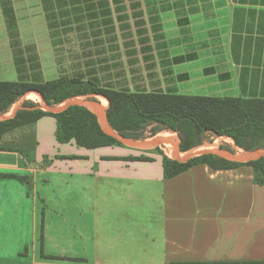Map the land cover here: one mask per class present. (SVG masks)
<instances>
[{
	"label": "crops",
	"instance_id": "0c3cea01",
	"mask_svg": "<svg viewBox=\"0 0 264 264\" xmlns=\"http://www.w3.org/2000/svg\"><path fill=\"white\" fill-rule=\"evenodd\" d=\"M61 79L128 93L264 99V0H0V81ZM34 96L32 109H89L120 144H60L50 116L5 134L0 173L24 180L0 178V264H264V186L252 168L199 165L165 179L164 157H189L120 136L103 96L52 106ZM213 140L226 143L210 152L224 159L264 157L229 137ZM132 157L151 160H124Z\"/></svg>",
	"mask_w": 264,
	"mask_h": 264
},
{
	"label": "trees",
	"instance_id": "16d2710c",
	"mask_svg": "<svg viewBox=\"0 0 264 264\" xmlns=\"http://www.w3.org/2000/svg\"><path fill=\"white\" fill-rule=\"evenodd\" d=\"M29 94L38 98L40 95L43 102L49 106L62 104L76 97L103 96L108 101V122L120 136L140 140L149 128L151 136H156L162 131L178 133L182 153L201 147L212 136L229 137L237 148L244 151L264 150V99L128 93L99 88L78 79L45 83L0 81V114L8 112L14 104ZM34 107V104H25L13 118L0 121V139L8 132L50 116L56 120V138L60 144L74 141L78 146L89 150L120 144L117 139L104 132L98 117L83 106L71 105L59 113L32 109ZM56 159L78 158L56 156ZM127 159L151 160L146 157L124 160ZM51 163L52 160L45 158L41 166L46 168ZM199 165H206L214 171L235 170L248 166L253 169L254 183L264 186V157L245 163L230 161L212 153L194 156L186 161L164 157V177L175 178ZM0 178L24 180V177L12 173H0ZM41 238L43 243V230ZM42 256L51 260H83L45 256L43 251Z\"/></svg>",
	"mask_w": 264,
	"mask_h": 264
},
{
	"label": "rangeland",
	"instance_id": "374dc122",
	"mask_svg": "<svg viewBox=\"0 0 264 264\" xmlns=\"http://www.w3.org/2000/svg\"><path fill=\"white\" fill-rule=\"evenodd\" d=\"M143 2H161L162 0H141ZM6 82H12V81H6ZM32 94H36V93H32ZM31 94L25 96L24 98H22L21 100L19 101H23L22 105H20V108L23 107V105L25 104H35V102H33L34 100V97L35 96H32L31 95V98L29 99H26V97L30 96ZM178 139L180 140V136L178 133L174 134L173 135V132H170V131H162L161 133H159V135H156V136H151V128L147 129L144 133V138L142 140H149V141H156L157 143H167V145L170 143V144H174L178 142ZM211 141H214L210 138H208V140L201 146V147H198V148H195V149H192L190 151H188L187 153H182V152H178L175 154V152H173L168 146L166 147V145H163V148L166 149V151L169 153V155H172V158H180V159H186V158H191V157H194V156H198V155H203V154H208L210 152H213V151H216L219 148H222L224 147L222 143L226 144L225 142H223L222 140L220 141V143H218V146L215 145L214 143H211ZM213 144V145H212ZM29 146H33L32 144V140H30V143H29ZM242 151V150H241ZM259 152L261 153H264V150H258ZM244 152V151H243ZM248 152V151H247ZM251 152V151H250ZM240 153V152H239ZM246 153V152H244ZM252 153V152H251ZM183 154V155H182ZM241 155V154H239ZM261 154L260 153H257L255 155H250L249 156V160H252V158L255 156V157H258L260 156ZM263 157V156H261ZM46 157H44L43 161L45 160ZM188 158V159H189ZM244 158V157H243Z\"/></svg>",
	"mask_w": 264,
	"mask_h": 264
},
{
	"label": "bare ground",
	"instance_id": "6f19581e",
	"mask_svg": "<svg viewBox=\"0 0 264 264\" xmlns=\"http://www.w3.org/2000/svg\"><path fill=\"white\" fill-rule=\"evenodd\" d=\"M32 96H34V95H32ZM37 97V96H36ZM168 147L173 151V152H177L178 151V145L176 144V143H174V144H168Z\"/></svg>",
	"mask_w": 264,
	"mask_h": 264
},
{
	"label": "built area",
	"instance_id": "2783aa9c",
	"mask_svg": "<svg viewBox=\"0 0 264 264\" xmlns=\"http://www.w3.org/2000/svg\"><path fill=\"white\" fill-rule=\"evenodd\" d=\"M219 138H221V137H219ZM210 139H218V137H214V136H212V137H210Z\"/></svg>",
	"mask_w": 264,
	"mask_h": 264
}]
</instances>
